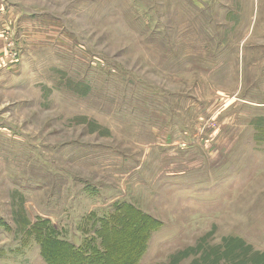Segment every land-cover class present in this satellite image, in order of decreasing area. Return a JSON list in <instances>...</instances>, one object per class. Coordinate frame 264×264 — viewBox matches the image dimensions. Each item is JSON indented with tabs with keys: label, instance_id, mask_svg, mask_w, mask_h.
I'll use <instances>...</instances> for the list:
<instances>
[{
	"label": "rangeland",
	"instance_id": "1",
	"mask_svg": "<svg viewBox=\"0 0 264 264\" xmlns=\"http://www.w3.org/2000/svg\"><path fill=\"white\" fill-rule=\"evenodd\" d=\"M128 204L139 264L264 260V0H0V264Z\"/></svg>",
	"mask_w": 264,
	"mask_h": 264
},
{
	"label": "trees",
	"instance_id": "2",
	"mask_svg": "<svg viewBox=\"0 0 264 264\" xmlns=\"http://www.w3.org/2000/svg\"><path fill=\"white\" fill-rule=\"evenodd\" d=\"M133 225L140 229L134 230ZM160 225L149 215L128 204L119 205L110 216L101 218L94 229L96 237L87 238L81 246L60 238L50 220H42L32 230L37 236L47 264H59L58 262L61 263L62 260V264H139L147 249L151 233ZM130 233L141 236L131 238L128 237ZM229 243L231 245L227 247L228 249L218 254L216 259L231 256L237 248L246 247L240 240ZM110 257L111 263L108 262ZM262 261L264 262L263 257L256 263L262 264ZM240 264H248V260L243 259ZM252 264H255L254 261Z\"/></svg>",
	"mask_w": 264,
	"mask_h": 264
}]
</instances>
